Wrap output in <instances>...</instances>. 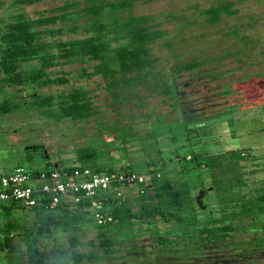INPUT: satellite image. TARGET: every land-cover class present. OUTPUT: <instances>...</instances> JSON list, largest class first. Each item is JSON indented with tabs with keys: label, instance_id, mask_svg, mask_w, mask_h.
Segmentation results:
<instances>
[{
	"label": "rangeland",
	"instance_id": "rangeland-1",
	"mask_svg": "<svg viewBox=\"0 0 264 264\" xmlns=\"http://www.w3.org/2000/svg\"><path fill=\"white\" fill-rule=\"evenodd\" d=\"M0 1L4 5L0 18L6 19L16 12L35 17L67 0H33L24 5L13 4L15 0ZM71 1L80 3V8L85 6V0ZM134 1L127 13L151 16L152 23L164 33L151 44V54L156 59L151 72L160 74L158 88L164 83H175L183 105L174 107L173 100L161 94V90L152 93L148 83L109 88L101 77H77L79 63L58 66L51 70L52 74L68 73L64 76L69 83L64 87L40 88L37 92L59 94L71 88H84L97 113L85 121L65 120L59 124L44 120L45 116L33 111L2 117L0 123L10 131L3 140L4 145H10V156H3L4 145L0 146V176L18 165L16 158L32 159L23 162L30 171L53 169L55 165L61 168L75 162L77 149L92 147L99 152L103 170L132 169L143 173L147 163L152 162L162 170L163 180L177 173L174 181L179 182L186 179L185 170L201 173L193 175V183L189 184L192 195H197L201 184L215 189L208 192L207 198L203 197L206 208L204 213L195 210L196 218L225 217L231 214L226 213L231 209V200L239 198L237 192L244 190V194L250 195L264 181V0ZM221 3H234L237 14L223 15L217 24H209L201 11ZM80 35L81 31L76 36ZM189 62L202 64L193 71H177ZM32 147L44 148L46 155L41 149L28 150ZM191 155L196 161L184 164V157ZM196 162H206L208 166L195 169ZM120 199L132 212L140 210L136 194L126 193ZM122 220L121 225L108 227L105 234L115 240V248L124 259L98 264H264V249L241 246L240 241L248 235L246 231L236 233L234 243L226 241L212 255L201 259H149L145 254L167 255V250H161L163 245L157 250L156 244L159 240L180 239L179 225L159 222L158 228L152 226L150 231L126 217ZM5 222L0 217V229ZM85 228L88 232L79 236L81 241L94 238L97 227L92 218ZM260 233L264 235V230ZM192 240L193 237L191 244ZM46 241L53 245L52 240H43L41 246L48 245ZM14 243L19 245L15 235ZM141 248L145 251L141 252ZM42 254L47 259L54 257L52 252ZM4 256L0 250V263ZM252 258L259 261L247 263Z\"/></svg>",
	"mask_w": 264,
	"mask_h": 264
},
{
	"label": "trees",
	"instance_id": "trees-1",
	"mask_svg": "<svg viewBox=\"0 0 264 264\" xmlns=\"http://www.w3.org/2000/svg\"><path fill=\"white\" fill-rule=\"evenodd\" d=\"M32 1L15 0L13 4L24 5ZM134 4V0H85V6L80 8V3L67 0L35 17L16 12L7 15L6 19L0 18V120L22 111L38 112L45 116L44 120L58 124L65 120L85 121L94 116L97 111L89 92L84 88H71L59 94L37 92L40 88L66 86L69 79L64 75L68 73L54 76L51 70L75 63L81 65L77 70L79 78L101 77L107 81L109 88L145 86L148 83L152 93L161 90V94L173 100L174 107L183 105L172 79H169L170 84L164 83L158 88L157 79L160 74L151 72L156 64V59L151 54V44L161 39L164 33L152 23L151 16L127 13ZM3 6L0 1V11ZM237 12L234 3H221L201 11V15L206 17L209 24L215 25L223 15L232 16ZM82 20L85 21L83 24ZM80 31L82 35L76 36ZM201 64L185 63L177 71H193ZM9 132L0 123V146L4 145V137ZM9 146H3V156H10ZM39 149L45 151L41 147L28 150ZM16 160L18 165L15 167H24L23 162L32 161L24 157ZM99 161V152L94 148H79L75 152V162L61 169L72 171L87 167L97 174L114 173L111 169H101ZM195 161V156L191 155L188 160L185 156L183 163ZM200 166L206 168L208 165L206 162L203 165L195 163V169ZM54 168L59 166L55 165ZM31 171L34 174L39 172ZM161 171L154 163H147V169L142 173L147 175V179L136 192L140 203L139 211L132 212L129 205L120 198H111L110 193L107 194L103 211L112 216L113 222L106 226L94 223L97 227L94 238L84 241L79 236L88 232L86 222L92 218L87 201L62 203L49 210L46 208L48 197L39 194L38 202L30 210L17 202L1 205L0 217L6 222L0 229V250L5 255L0 264H21L22 261L24 264H98L101 261L122 260L125 256L120 254L115 248V240L107 237L105 232L110 226L121 225L123 217L140 223L150 231L152 226L158 228L159 222L162 225L175 223L181 228L178 232L180 239L173 242L168 239L159 240L160 245L156 244L159 246L157 250L163 245L161 250H167L166 256H160L155 250L157 253L151 256L145 254L149 259L157 256L166 258L168 262L174 260L168 258L179 256L192 260L201 259L212 255L215 248L226 241L234 243L236 233L243 231L248 235L246 234V240L240 241L241 246H253L254 250L264 249V235L260 233L264 230V192L256 191L250 195L237 192L239 198L231 200V209L226 212L231 214L198 220L194 211L204 212L197 207L196 196L192 195L189 184L193 183V175L201 173L185 170L184 175L187 177L179 182L174 181L177 173L171 179L163 180ZM120 172L135 171L130 169ZM214 189L212 186L213 191ZM184 211L188 213L185 215ZM260 215L262 219H258ZM229 216L232 218H228ZM187 234L193 237L192 244V237L185 238L184 235ZM14 235L19 239L18 246L14 243ZM43 240H52L53 245L46 241L48 245L41 246ZM142 251L145 249L141 248ZM42 252H52L54 257L47 259ZM255 261L259 260L252 258L247 263Z\"/></svg>",
	"mask_w": 264,
	"mask_h": 264
},
{
	"label": "built area",
	"instance_id": "built-area-1",
	"mask_svg": "<svg viewBox=\"0 0 264 264\" xmlns=\"http://www.w3.org/2000/svg\"><path fill=\"white\" fill-rule=\"evenodd\" d=\"M146 179V174L138 172L118 171L107 175L93 173L87 167L72 171L53 168L34 174L18 166L0 178V206L17 202L30 210L38 202L39 194L48 197L46 208L49 210L62 203L87 201L94 223L106 226L113 222L112 216L103 211L107 194L111 198H121L130 192L136 194Z\"/></svg>",
	"mask_w": 264,
	"mask_h": 264
},
{
	"label": "flooded vegetation",
	"instance_id": "flooded-vegetation-1",
	"mask_svg": "<svg viewBox=\"0 0 264 264\" xmlns=\"http://www.w3.org/2000/svg\"><path fill=\"white\" fill-rule=\"evenodd\" d=\"M201 175H202V174H201ZM202 178H203V181H204V177H202ZM261 183H263L262 187L260 186V187H258L257 189H255V190H257L258 193L264 192V189H262V188H264V181H261ZM202 186H203L204 188H202ZM200 190L204 191V196H205V198H207V194H208V192H210V191L212 190V186H204L203 184H201V187L198 189V192H199ZM198 192H197V194H198ZM248 192H249V191H248ZM254 192H256V191H254ZM241 193L244 194L245 191L243 190Z\"/></svg>",
	"mask_w": 264,
	"mask_h": 264
},
{
	"label": "water",
	"instance_id": "water-1",
	"mask_svg": "<svg viewBox=\"0 0 264 264\" xmlns=\"http://www.w3.org/2000/svg\"><path fill=\"white\" fill-rule=\"evenodd\" d=\"M36 148H38V147H36ZM42 149H44V148H42ZM44 153H45V151H44ZM203 197H204V191H202V190H200V191L198 192V194L196 195V197H195L196 205H197V207H199L202 211L205 210V208H206V206H205V204H204V202H203Z\"/></svg>",
	"mask_w": 264,
	"mask_h": 264
}]
</instances>
